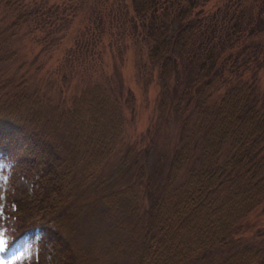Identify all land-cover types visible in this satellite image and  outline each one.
<instances>
[{"label":"trees","instance_id":"1","mask_svg":"<svg viewBox=\"0 0 264 264\" xmlns=\"http://www.w3.org/2000/svg\"><path fill=\"white\" fill-rule=\"evenodd\" d=\"M167 2L131 0L138 17L145 20L150 16L146 23L153 42L149 58L161 61L162 89L168 79L165 67L175 60V48H186V43H180L181 33L189 38L190 12L199 5L198 0H186L187 6L177 10L175 39L155 19L159 11L155 5L161 4L163 9ZM22 10L21 15H26ZM202 55L199 70L189 81L195 104L191 108L193 126L183 130L165 179L155 188L146 159L141 174L138 172L144 176L146 209L138 219L134 240V197L128 189H114L120 175L133 166L132 149L108 174L96 181L92 178L118 146L123 125L118 105L100 88L81 92L62 112L50 105L45 108L35 94L0 90V153L11 163L9 185L18 178L31 182L30 192L4 198L2 214L14 224L5 255L34 239L35 257L18 264H120L121 259L122 264H264V254L255 245L231 250L220 259L213 256L260 229L258 221L264 217V106L253 85L246 82L212 98L214 80L224 67L215 64L212 48ZM83 212L95 224L114 223L102 231L100 243L94 240L86 249H78L72 236ZM123 233L128 239L121 241L117 235ZM113 234L117 239L112 240Z\"/></svg>","mask_w":264,"mask_h":264},{"label":"rangeland","instance_id":"2","mask_svg":"<svg viewBox=\"0 0 264 264\" xmlns=\"http://www.w3.org/2000/svg\"><path fill=\"white\" fill-rule=\"evenodd\" d=\"M9 2L13 6L8 0H0V90L35 94L45 108L50 105L62 112L81 92L100 88L120 108L123 125L118 146L92 178L96 181L108 174L132 149L133 166L120 175L114 189H128L134 197L133 240L138 237V219L146 209L144 176L138 172L141 174L146 159L155 188L165 179L173 152L181 145L183 130L193 126L191 108L195 104L189 81L199 70L202 53L212 48L215 64L224 67L214 80L216 92L212 91V98L246 82L253 85L255 96L264 106V0H198V8L190 12L189 20L193 21L187 30L189 38L181 33L180 43L187 46L182 51L181 46L175 48V60L165 67L168 79L164 89L161 61L149 58L153 42L148 38L146 23L150 16L145 20L138 17L131 0ZM176 2L168 0L163 9L161 4L155 5L159 8L156 23L166 25V34L175 39L177 10L187 6L186 0ZM19 6L26 15H21ZM186 123L189 126L183 127ZM10 167V161L0 153V264L29 261L36 252L35 240L28 239L5 255L14 224L2 214L4 198L30 192L31 186L30 181L19 178L10 186ZM181 174L185 176L184 171ZM81 215L72 240L78 249H86L94 240L102 239V231L112 228L114 222L95 224L89 213ZM258 222L260 229L220 248L214 252L215 259L252 245L264 254V217ZM117 236L121 241L128 239L125 233ZM113 239H117L115 234Z\"/></svg>","mask_w":264,"mask_h":264},{"label":"bare ground","instance_id":"3","mask_svg":"<svg viewBox=\"0 0 264 264\" xmlns=\"http://www.w3.org/2000/svg\"><path fill=\"white\" fill-rule=\"evenodd\" d=\"M24 109H26V108H24ZM195 109H196V108H195ZM26 110H27V109H26ZM23 111H24V110H23ZM23 111H22V112H23ZM29 111H30V110H29ZM29 111H28V112H29ZM26 112H27V111H26ZM32 114H33V113H32ZM37 115H38V113H37ZM29 116H30V115H29ZM38 116H39V115H38ZM37 118H39V117H37ZM40 120H41V119H40ZM40 120H39V121H40ZM51 120H52V119H51ZM28 121H29V118H28ZM47 121H49V120H47ZM39 123H40V122H39ZM52 123H53V122H52ZM75 123H76V122H75ZM41 124H42V123H41ZM40 126H41V125H40ZM74 126H75V125H74ZM75 129H76V128H75ZM73 130H74V129H73ZM74 131H75V130H74ZM75 133H76V131H75ZM77 133H78V132H77ZM77 138H78V137H77ZM75 140H76V139H75ZM55 142H56V141H55ZM70 142H71V141H70ZM72 142H74V141H72ZM53 143H54V141H53ZM57 143H58V142H57ZM57 143H56V144H57ZM54 145H55V144H54ZM64 145H67V144L64 143ZM73 145H74V144H73ZM55 146H56V145H55ZM68 146H69V145H67V147H68ZM58 147L60 148V146H58ZM67 147H66V148H67ZM69 147H70V146H69ZM72 147H73V146H72ZM64 148H65V147H64ZM68 149H69V148H68ZM70 149H71V148H70ZM72 149H73V148H72ZM59 150H60V149H59ZM65 150H67V149H65ZM74 150H75V149H74ZM63 152H64V151H63ZM72 152H73V151H72ZM260 152H262V150H261ZM260 152H259V153H260ZM64 153H65V152H64ZM70 153H71V152H70ZM255 156H257V155H255ZM262 156H263V155H262ZM262 156H261V157H262ZM259 158H260V157H259ZM260 159H262V158H260ZM263 159H264V158H263ZM257 160H258V158H257ZM196 165H197V164H196ZM196 167H197V166H196ZM196 167H194V168H196ZM219 188H220V187H219ZM217 189H218V188H217ZM250 225H251V224H250ZM247 226H248V225H247ZM178 238H180V237H178ZM177 240H178V239H177ZM184 244H185V243H184ZM181 245H182V243H181ZM182 246H183V245H182ZM182 246H180V244H179V247H180V248H182ZM187 246H188V245L185 244L184 247H187ZM189 246H191V244H190ZM191 248H192V246H191ZM182 249H183V248H182ZM189 249H190V248H189ZM189 249L187 248V250H189ZM192 250L194 251V248H193ZM181 251H182V250H181ZM184 251H185V249H184ZM189 251H191V250H189ZM193 251H192V252H193ZM200 251H201V250H200ZM187 252H188V251H187ZM192 252H190V254H191ZM201 252H202V251H201ZM184 253H186V252H184ZM184 253H182V254L184 255ZM194 253H195V252H194ZM196 253H197V251H196ZM202 253H203V252H202ZM187 254H188V253H187ZM191 255L193 256V254H191ZM196 255H198V254H196ZM188 256H189V255H188ZM184 257H185V256H184ZM186 257H187V255H186ZM192 260H193V259H192ZM187 261H188V260H187Z\"/></svg>","mask_w":264,"mask_h":264}]
</instances>
